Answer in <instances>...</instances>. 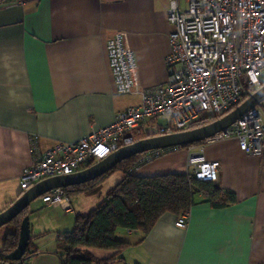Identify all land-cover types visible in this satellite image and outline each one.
<instances>
[{"label":"crops","instance_id":"0c3cea01","mask_svg":"<svg viewBox=\"0 0 264 264\" xmlns=\"http://www.w3.org/2000/svg\"><path fill=\"white\" fill-rule=\"evenodd\" d=\"M21 1L0 3V212L21 195L20 178L36 149L79 140L140 105L139 93L116 91L107 41L123 32L136 55L137 84L148 88L167 80L173 31L170 0ZM192 147H170L133 173L189 172L191 149H203L206 158L221 162L216 182L233 191L237 202L216 208L199 194L184 228L176 225L177 215L165 213L144 238L120 229L117 238L130 242L125 261L109 264H264V158L242 151L236 137ZM94 195L68 198L69 210L65 203L42 200L30 208V217L45 220L38 234L53 230L55 252H61L59 234L73 229L76 215L105 196Z\"/></svg>","mask_w":264,"mask_h":264},{"label":"built area","instance_id":"2783aa9c","mask_svg":"<svg viewBox=\"0 0 264 264\" xmlns=\"http://www.w3.org/2000/svg\"><path fill=\"white\" fill-rule=\"evenodd\" d=\"M0 3L17 5L22 1ZM168 20L173 31L166 82L140 88L135 52L125 44L123 32L115 33L106 49L116 91L139 93L140 105L119 112L111 124L79 140L58 142L45 151L36 149L34 137L35 157L21 175L22 192L46 178L78 172L142 138L190 129L203 116L221 117L264 85V0H170ZM161 117H169L170 122L159 124ZM229 137L238 139L242 151L264 158V99L211 138ZM169 148L147 151L141 163ZM202 152L191 149L190 171L199 180L217 181L221 162ZM40 198L70 208L64 188ZM188 220L189 213L182 214L176 225L184 228ZM29 259L0 264H29Z\"/></svg>","mask_w":264,"mask_h":264},{"label":"trees","instance_id":"16d2710c","mask_svg":"<svg viewBox=\"0 0 264 264\" xmlns=\"http://www.w3.org/2000/svg\"><path fill=\"white\" fill-rule=\"evenodd\" d=\"M234 108L236 107L232 109ZM217 118L200 117L189 128L202 126ZM199 142L182 146L195 145ZM146 153L136 154L121 161L91 181L64 188L67 198L92 194L100 191L102 183L114 173L123 174L122 179L106 192L98 206L87 213L77 214L73 229L59 234L60 264H109L117 260L125 261L122 254L130 242L117 238L120 229L139 231L144 238L165 213H172L178 217L189 213L199 194L216 208L237 202L233 191H223L216 181L199 180L191 171L153 176L135 175L133 171L149 161L141 163ZM30 213L29 206L8 224L10 230L0 237V263L13 261L10 255L18 245L22 219ZM32 245L33 241L30 240L22 260L31 257ZM94 249L110 250L112 253L107 257H98Z\"/></svg>","mask_w":264,"mask_h":264},{"label":"water","instance_id":"95a60500","mask_svg":"<svg viewBox=\"0 0 264 264\" xmlns=\"http://www.w3.org/2000/svg\"><path fill=\"white\" fill-rule=\"evenodd\" d=\"M264 99V85L247 97L230 112L199 127L156 135L137 140L133 144L123 146L112 152L106 158L73 174L49 177L22 192L8 208L0 212V227L9 224L14 218L28 208L32 201L56 188H65L91 181L113 168L121 161L131 156L154 149L182 146L184 144L207 140L228 126L236 123L246 112ZM31 239V224L29 215H25L20 225L18 245L10 255V259H22L28 249Z\"/></svg>","mask_w":264,"mask_h":264},{"label":"rangeland","instance_id":"374dc122","mask_svg":"<svg viewBox=\"0 0 264 264\" xmlns=\"http://www.w3.org/2000/svg\"><path fill=\"white\" fill-rule=\"evenodd\" d=\"M159 124H168L170 122L169 117H161L157 120ZM123 177V174L121 172H116L113 175H111L105 182L102 183L100 191L96 192V198L102 197L106 194V191L110 188L114 187ZM103 193V194H102ZM41 202V198H37L34 201L31 202L30 208L33 210L35 203ZM42 209V208H41ZM40 209V210H41ZM39 210V211H40ZM38 210L35 209V212L37 213ZM30 217V215H29ZM38 220V224L35 222V220ZM30 224H31V239L33 241V245L30 247V250L32 252L31 257L28 261L29 264H60V252H55V250H58V247H53V230L45 232L44 234H38L37 230L39 229V226H45V220L43 218L38 217H30ZM36 224L38 227L36 228ZM10 230L9 225H4L0 227V237L4 235L6 232ZM1 244V240H0ZM46 244V245H45ZM55 249V250H54ZM94 253L98 257H107L111 254L110 250L105 249H94Z\"/></svg>","mask_w":264,"mask_h":264}]
</instances>
